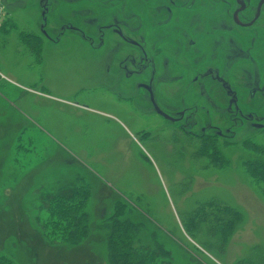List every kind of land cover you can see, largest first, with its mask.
Here are the masks:
<instances>
[{"label":"rangeland","instance_id":"374dc122","mask_svg":"<svg viewBox=\"0 0 264 264\" xmlns=\"http://www.w3.org/2000/svg\"><path fill=\"white\" fill-rule=\"evenodd\" d=\"M102 2L96 0L98 6L86 15L76 12L71 0H56L52 16L84 27L101 14ZM11 4L6 9L0 0L9 20L4 29L0 25V254L15 264H109L106 223L122 207V217L141 224L143 243L168 252L166 264H264V183L243 166L246 160L264 159V151L248 145L264 146V130L249 124L264 118H214L213 96L197 101L193 75L180 71L183 57H174L158 65L157 84L167 106L181 108L184 100L193 114L186 124L193 126L189 136L185 129L168 128L152 114L144 91L134 102L115 96L122 76L115 75L111 53L102 52L109 48L92 50L67 32L55 42L43 37L39 59L28 42V33L43 18L38 0ZM96 29L88 27V34ZM263 60L252 63L256 72L223 78L245 86L247 76L259 86ZM146 61L140 66L146 74L138 81L150 79ZM256 101L244 109L250 111ZM210 124L220 126L226 138L213 143L191 136L202 125L215 132ZM220 154L223 167L214 160ZM70 183L91 190L90 231L78 246L52 242L42 224L44 197ZM211 201L240 213L225 240L219 229L194 215Z\"/></svg>","mask_w":264,"mask_h":264},{"label":"flooded vegetation","instance_id":"af4514ba","mask_svg":"<svg viewBox=\"0 0 264 264\" xmlns=\"http://www.w3.org/2000/svg\"><path fill=\"white\" fill-rule=\"evenodd\" d=\"M1 1L3 5L7 3V9L17 0ZM54 1L38 0L43 18L33 32L28 33V39L35 38L42 43L46 38L55 42L69 32L92 50L109 48L102 52L111 53L115 75L122 76L121 89L115 96L134 102L141 90L144 91L153 109L152 114L161 118L166 127L185 129L184 134L189 136L192 130L188 128L193 126L186 124L193 114H188L189 109L184 107V100L181 108L174 104L167 106L157 84L158 65L174 57H183L184 64L180 71L185 69L193 75L195 81L190 84L199 88L197 101L213 96L211 102L216 109L214 118H264L263 82L256 86L246 76L247 84L238 86L233 78H223L226 73L231 76L240 72L245 74L252 69L256 72L252 63L264 59V0H103L99 6L101 14L92 17L88 21L91 24L82 23L84 27L75 21L62 23L53 18ZM71 3L76 5L73 6L76 12H85L86 15L92 14L93 8L98 6L96 0H71ZM88 27H96L98 33L89 35ZM148 41L152 53L146 47ZM142 59L150 62L145 66L150 69L147 82L138 81L146 74V69L140 70ZM128 65L133 66V69ZM258 72L261 77L264 76V60ZM207 78L212 80L209 85L203 83ZM209 88L213 94L205 96ZM248 101H256L250 111L244 109ZM136 108L140 110L138 106ZM259 121L249 124L252 128L264 130V119ZM210 125L212 130L216 126ZM200 127L201 132L191 136L213 143L222 137L226 138L218 130V125L213 133H207L204 125Z\"/></svg>","mask_w":264,"mask_h":264},{"label":"trees","instance_id":"16d2710c","mask_svg":"<svg viewBox=\"0 0 264 264\" xmlns=\"http://www.w3.org/2000/svg\"><path fill=\"white\" fill-rule=\"evenodd\" d=\"M8 22L6 18L2 28L6 27ZM28 42L34 45L40 59L41 50L40 47L38 48L40 42L35 38L28 39ZM248 145L253 151H264L262 145L256 143H248ZM214 160L220 167L227 165L223 161L222 154ZM243 166L255 181L264 183V159H249L244 161ZM90 195L91 190L86 184L70 183L58 187L54 193L44 197L46 216L42 224L52 242L78 246L88 238L90 218L86 206ZM123 212L122 207L118 208L106 223L109 264H166L164 257H167L168 252L158 245L143 243L139 237L141 224L122 217ZM193 212L197 217L208 221L212 228L219 229L224 240L232 232L240 214L238 210L227 205L218 206L214 201L203 203ZM224 214L226 220L221 217ZM0 264H15V262L10 257L0 254Z\"/></svg>","mask_w":264,"mask_h":264},{"label":"built area","instance_id":"2783aa9c","mask_svg":"<svg viewBox=\"0 0 264 264\" xmlns=\"http://www.w3.org/2000/svg\"><path fill=\"white\" fill-rule=\"evenodd\" d=\"M3 9L2 7L0 6V24L3 22Z\"/></svg>","mask_w":264,"mask_h":264}]
</instances>
